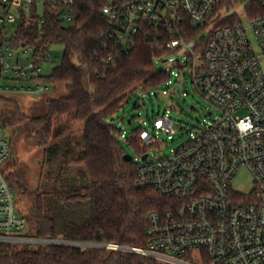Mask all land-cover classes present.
Instances as JSON below:
<instances>
[{
  "label": "built area",
  "instance_id": "obj_1",
  "mask_svg": "<svg viewBox=\"0 0 264 264\" xmlns=\"http://www.w3.org/2000/svg\"><path fill=\"white\" fill-rule=\"evenodd\" d=\"M76 1L0 0V78L13 85L0 84V96L9 90H49V84L38 79L43 75L40 62L49 54L39 56L24 43L15 46L14 30L9 29H15L21 14L29 18L35 13L42 21L47 6L59 9L63 22H70ZM101 12L113 44L106 60L127 53L137 36L145 34L159 51L157 67L169 61L168 52L186 58L176 60L177 78L189 68L192 84L218 113L207 110L208 120L189 131L184 142L154 158L147 150L154 131L138 127L146 150L132 154L135 182L153 189L165 202L148 215L145 245L29 234L27 219L17 211L14 191L1 172L0 243L100 246L158 264H264V0H107ZM12 57L14 64L9 63ZM160 69L169 74L163 82L168 84L172 70ZM174 125L166 113L152 120V128L163 134L170 135ZM4 130L0 124V163L10 154ZM121 138H126L123 131ZM241 167L252 177L248 192L231 186Z\"/></svg>",
  "mask_w": 264,
  "mask_h": 264
},
{
  "label": "trees",
  "instance_id": "obj_2",
  "mask_svg": "<svg viewBox=\"0 0 264 264\" xmlns=\"http://www.w3.org/2000/svg\"><path fill=\"white\" fill-rule=\"evenodd\" d=\"M106 1L77 0L70 22H63L60 10L51 6L45 8L42 21L35 13L19 17L11 37L15 46L24 43L43 56L51 44L63 45L59 64L38 79L65 91L46 97L47 111L41 115L20 114L16 105L13 110L0 109L4 129L23 125L43 150L33 188L19 169L7 178L33 235L143 246L148 215L165 202L153 189L136 184L134 162L123 159L122 130L112 117L134 90L156 88L169 74L157 67L159 51L142 33L127 53L106 60L113 45L101 12ZM125 140L135 154L146 150L138 128ZM8 246L0 252V264H158L130 251L100 246Z\"/></svg>",
  "mask_w": 264,
  "mask_h": 264
},
{
  "label": "rangeland",
  "instance_id": "obj_3",
  "mask_svg": "<svg viewBox=\"0 0 264 264\" xmlns=\"http://www.w3.org/2000/svg\"><path fill=\"white\" fill-rule=\"evenodd\" d=\"M241 7V6H240ZM12 26L9 31H13ZM49 59L40 62L41 73L49 75L53 67L57 66L63 53L61 43L51 44L47 50ZM169 61H160L159 68L171 69L172 74L168 84H162L156 88L144 90L137 88L122 103L120 108L112 117L114 125L118 126L124 135L128 136L131 130L139 126H145L154 131V142L147 148L150 157H157L175 148L187 138L189 131L199 127L204 121L208 120L205 114L211 109L214 113L218 110L211 107L196 90L191 82L189 68L184 70V75L178 78L176 73V60L186 59L179 53L168 52ZM10 64H14V58L9 59ZM175 63V65H174ZM6 80L0 78V84L5 85ZM12 88V83L10 85ZM64 88H58L55 84L49 85V90L40 94H21L17 91L9 90L7 95L0 96V109L13 110L14 105L20 114L41 115L46 113V97L56 96L63 93ZM11 100V101H7ZM166 113L175 120L174 131L168 135L152 128V120L157 114ZM3 135L10 142V154L0 163V172L8 180V174L16 169L24 173L28 188H33L37 182L38 172L43 157V150L36 144L35 139L26 131L23 125L15 128L7 127ZM127 153L135 154L132 146L125 139L120 141ZM233 189L241 192H248L253 186L250 173L244 167L239 168L231 180ZM16 205V204H15ZM17 211L19 210L16 205ZM21 211V210H20ZM28 233L32 234V229L27 222ZM21 244H10L11 249H20ZM7 245L0 243V252L5 251Z\"/></svg>",
  "mask_w": 264,
  "mask_h": 264
},
{
  "label": "water",
  "instance_id": "obj_4",
  "mask_svg": "<svg viewBox=\"0 0 264 264\" xmlns=\"http://www.w3.org/2000/svg\"><path fill=\"white\" fill-rule=\"evenodd\" d=\"M146 155H147V154H144V155L142 156V159H144V158L146 157ZM123 159L126 160V161H130V160L132 159V154L125 152V153L123 154Z\"/></svg>",
  "mask_w": 264,
  "mask_h": 264
}]
</instances>
